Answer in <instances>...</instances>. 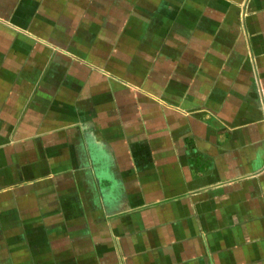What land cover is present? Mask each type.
Instances as JSON below:
<instances>
[{
	"label": "crops",
	"instance_id": "obj_1",
	"mask_svg": "<svg viewBox=\"0 0 264 264\" xmlns=\"http://www.w3.org/2000/svg\"><path fill=\"white\" fill-rule=\"evenodd\" d=\"M0 264H264V0H0Z\"/></svg>",
	"mask_w": 264,
	"mask_h": 264
}]
</instances>
